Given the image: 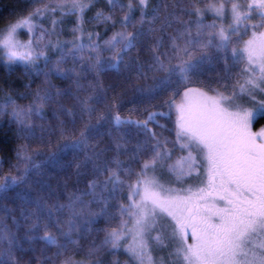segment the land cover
Returning a JSON list of instances; mask_svg holds the SVG:
<instances>
[{"label":"snow or ice","instance_id":"obj_1","mask_svg":"<svg viewBox=\"0 0 264 264\" xmlns=\"http://www.w3.org/2000/svg\"><path fill=\"white\" fill-rule=\"evenodd\" d=\"M98 2L55 0L34 8L0 33V49H7L8 61L22 64L36 77H44L45 86L35 90L27 108L16 105L12 109L11 115L19 126L18 135L50 144L43 135L37 136L36 125L30 118H43L44 106L57 104L53 116L58 126L49 132H58L59 141L47 160L56 163L59 154L71 151L74 160L69 166L74 164L76 175H82L81 169L89 167L93 174L85 191L71 194L66 203L57 201L49 205L44 196H33L30 187L15 191L31 183L38 192L50 187L43 179H32L33 173L36 177L43 175L39 171L41 165L35 161V157L44 155L42 149L24 146L18 150L17 164L13 165L17 174L0 179V200L7 199V194L13 191V200L19 201L18 218L12 215L13 209L0 204V210L8 214L0 217V264H18L16 253L35 252L31 245L36 242L45 245L44 251L56 247V256H64L78 244L74 234L91 231L90 226L98 217L115 219L108 213V207L124 189L128 203L119 205L122 217L119 225L101 230L105 236L99 245L93 244L88 250L89 258L104 250L114 254L121 242L131 236L126 251L139 264H155L149 254L151 245L165 247V241L175 242L176 247L169 255L180 264H264V128L252 131V125L264 119V30H259L264 29V0H247L246 4L240 0H158L151 13L150 0H137L140 16L135 23L132 0L126 6L122 0H106L108 13L97 10L91 20L115 27L114 12L127 7V14L118 21L124 30L103 41L99 33H88L85 42L86 12ZM57 12L60 18L52 19L51 30L39 23L41 18ZM208 13L213 16L212 23L204 22ZM253 14L256 21L246 23ZM65 16H76L72 31L80 33L71 42V48L67 42L53 43L47 39L55 34ZM226 19H230L227 25ZM145 24L147 28L143 27ZM173 25L178 27L169 34L167 29ZM129 26L135 30L126 31ZM249 29L253 31L243 40ZM20 30H26L32 38L26 43L19 42L16 35ZM146 38L154 42L146 44ZM145 47L151 53L150 60L141 62L139 57H131L125 62L129 53ZM49 50L56 54L54 61ZM105 52L110 55L105 57ZM69 60L72 66L64 67ZM121 65L134 71L137 81L151 83L138 84L125 77L123 82L114 81L106 87L101 74L115 69L123 75ZM234 68L239 70L233 72ZM52 75L69 80L75 92L72 87L51 91ZM88 75L93 79L82 83ZM192 83L203 87H189ZM129 88L134 90L132 97L126 96ZM205 88L215 95H208ZM81 92L88 94L81 96L78 94ZM177 96L181 97L179 104ZM61 97L71 98L73 107H65ZM125 104L133 105L129 112L143 119L121 116L119 109ZM9 105H15L10 95L0 104V113ZM173 111L177 113L175 129H169L159 118L170 120ZM61 113L70 120H61ZM151 124L161 132L154 131L149 127ZM105 126L108 130L101 131ZM40 127L43 131V126ZM125 129L134 132L135 137ZM165 131H174V138L164 136ZM141 135L142 140L138 138ZM105 136L110 146L99 148ZM109 152L113 153L111 157ZM176 152L186 155L173 161ZM81 154L83 159L76 161L75 157ZM122 154H127L124 159ZM144 156L148 159H142ZM134 165H139V170ZM202 167L206 186L195 191L191 187H166L155 175L158 169H166L180 182L194 173L199 175ZM6 220L12 221L11 227ZM52 226L59 237L49 231ZM189 233L192 243H188ZM61 238L64 243H60ZM256 238H260L258 243ZM25 243L30 247L26 249ZM61 264L83 262L64 256ZM92 264L103 261L96 259Z\"/></svg>","mask_w":264,"mask_h":264},{"label":"trees","instance_id":"obj_2","mask_svg":"<svg viewBox=\"0 0 264 264\" xmlns=\"http://www.w3.org/2000/svg\"><path fill=\"white\" fill-rule=\"evenodd\" d=\"M55 0H42V2L33 3L31 0H0V33H3L7 27L13 23H15L21 17L27 16L34 8L37 7H44L45 4L54 3ZM122 3L126 6L129 3V0H122ZM158 3V0H150L148 5V11L151 13V10L154 5ZM133 7L136 9L133 13V22H137L139 20L140 12L137 0H132ZM203 6V5H201ZM97 10H103L105 13L109 11V5L107 4L106 0H99V2L92 7L90 10L86 12V23L84 25V35L83 40L87 42L88 33H99V38L103 40L109 39L115 32L124 30L122 29L121 25L118 23L120 19H122L127 14V7L123 11L117 9L114 12L113 19L117 21L115 27L111 24L105 23H96L91 18L95 15ZM163 15V11H161ZM59 19L60 13H55L54 16H47L45 18H41L39 23L45 29H52V19ZM212 18L210 13L206 14L205 23H210L208 20ZM187 19V17H185ZM76 21V16H65L63 17V23L56 27L55 34L50 35L47 39H50L53 43H56L58 40L61 42H67V47H72V41L76 39L77 36L80 35L79 32L74 33L72 31ZM227 25V23H225ZM157 26H159V21H157ZM137 27L140 25L137 23ZM144 28H147L148 25H143ZM178 27L177 25H173L172 28L167 29L169 34H173L174 29ZM135 29L129 26L126 31L132 32ZM26 30L18 31L17 35L24 39L27 36ZM154 35L158 36L160 33H155ZM93 39H96L94 36ZM153 39L146 38L145 43L151 44L153 43ZM48 54L52 56L53 61L56 59V54L52 51H48ZM86 55V53L84 54ZM105 57L109 56L110 53L105 52L103 53ZM131 57H139L141 62H147L150 60L151 53L147 50V48H141L139 50H133L129 53L128 56L125 57V62H128ZM40 66L43 67V62H40ZM72 66L71 60L68 61L64 67ZM242 67V64L240 65ZM238 68H234L233 72L238 71ZM120 72L123 75L117 73L115 69H107L105 73L101 74V80L104 85L111 84L114 81L123 82L125 77H130L132 82L138 84H146L151 83V81H137L135 79L136 73L134 71H130L126 69L124 65H121ZM52 84L54 88L51 91L55 92L57 89L63 90L69 87H72L73 91L75 92L74 85L71 84L69 80H66L62 77H58L56 75H52L51 77ZM93 76L88 75L86 78L82 79V83L87 84L89 80H92ZM44 77L41 75L36 77L34 74L29 73L25 70L24 66L19 63H10L7 58V53L4 52L3 49H0V104H4L6 102V97L11 96L12 99L15 101V105H9L6 110L0 113V179H2L5 175L12 174L16 175V169L13 165L17 164L16 153L18 150L27 146L30 150L31 149H42L44 155L35 157V161L37 164H40L41 167L39 171L43 173L41 177H36L35 173L32 174V179H43L46 181L47 185L50 187L44 188L42 191H37V186L34 183L30 185H21L20 188L16 189L15 191H20L24 188H31V194L33 196L41 195L45 197V200L49 205L60 202L66 203L68 197L73 194H80L86 190L88 181L93 179V174L90 170L81 169L83 173L80 176L76 175V169L74 164L69 166L70 163L73 162L74 156L72 152L69 153H61L58 156V162L53 163L47 160V155L50 151H56V147L59 141V133L55 132V134H51L49 129L55 130L58 126V121L54 118L53 112L57 110L58 105L53 103L44 106L43 110V118H39L37 116H32L30 118V122L36 125L35 132L37 136L40 135L44 136L45 141L50 140L51 143L40 144L38 140H26L21 138L19 133V126L14 121L11 113L13 107L16 105L20 106L21 108H27V106L31 103L33 99V95L35 90L38 87H44L43 84ZM30 85V86H29ZM189 87H198L202 88L203 86L199 83H192L188 85ZM208 90V89H204ZM183 89H181V92ZM81 96L87 95V92L78 93ZM111 95V93H110ZM134 95V90L129 88L126 93L127 97H132ZM167 95V94H166ZM179 96L176 97V101ZM61 103L65 105L67 108H72L74 101L69 97H61L59 98ZM101 109L103 105L99 106ZM133 107L131 104H125L123 108L119 109L121 116L128 117L132 116L134 119H143V116H139L136 113H130L129 108ZM142 107V105H141ZM60 119L64 121L70 120L65 114H60ZM40 126H43V131ZM77 126H80L79 120L77 121ZM152 127V126H151ZM107 126H105L101 131H107ZM126 131H130L132 136L135 137V133L132 132L130 129H125ZM115 135V133H114ZM139 139H143V135L138 137ZM93 144H97L96 140L92 141ZM132 143H135V138H133ZM106 146H110V140L108 137H103L99 144V148H104ZM180 153V152H179ZM181 154V153H180ZM109 157L113 155L112 152L108 153ZM127 154H122L121 159H124ZM147 157V156H144ZM142 157V159L144 158ZM148 158V157H147ZM83 154L78 157H75L76 161L82 160ZM136 170H139V165H134ZM105 176L107 173L104 174ZM103 179V177H100ZM8 198L4 200H0V204L7 206L9 209H13L12 215L15 217H19V210L18 205L19 201H14L13 197L15 192L10 191L8 194ZM85 199H90V197H85ZM114 199L110 201L108 207V213L115 216V219L108 220L105 217H98L95 223L90 226L92 228L91 231L87 233H77L74 239L78 241V244L73 246L70 250V255L75 261H82L83 264H92L93 260L99 259L103 261V264H113V261H119V264H131L132 262V255L124 249V242H121V247L118 251L114 254L110 253L107 250L102 251L97 256L89 258L87 255L88 250L93 246V244L99 245L101 243L102 233L110 228L117 227L120 223L122 217L119 214L118 208L120 204H126V193L123 191L117 198H115V202L118 204V208L114 210ZM93 209L96 210V206L93 205ZM67 211V210H65ZM8 214L0 210V217L7 216ZM66 219V217H64ZM5 223L11 227L12 221L6 220ZM110 225V226H109ZM51 233H57V230L54 226L50 227ZM23 231H21V235ZM40 235H43V230L40 232ZM101 239V240H100ZM100 240V241H99ZM99 243H98V242ZM60 243H64L63 239H60ZM98 243V244H97ZM152 246V245H151ZM157 246V244L153 245L152 247ZM24 247L27 249L30 247L29 244L25 243ZM32 248H35V252L26 251L23 253H16V257L18 258V264H54V256L52 247L47 248L46 251L43 249L45 245L42 242H36L31 245ZM169 253L171 251L163 250L161 252L162 257L170 256ZM48 256L51 257L49 260H44L43 257ZM22 257V258H21ZM36 257L37 259H33ZM173 257V256H172ZM171 260V259H170ZM176 262L175 259H173Z\"/></svg>","mask_w":264,"mask_h":264},{"label":"rangeland","instance_id":"obj_3","mask_svg":"<svg viewBox=\"0 0 264 264\" xmlns=\"http://www.w3.org/2000/svg\"><path fill=\"white\" fill-rule=\"evenodd\" d=\"M240 2L246 4L247 3V0H240ZM228 6H230V5H226V7H228ZM256 19H257V17L255 16V14H253L252 18L249 21H247L246 23H254L256 21ZM208 22H210V23L213 22V16H212V18H210L208 20ZM224 23H227V24L230 23V19H226ZM259 30H264V29H259ZM251 31H253V29H249L248 30V34L244 35L242 39L243 40H247L249 38L250 34H251ZM30 38H32V37H31V34H29V33H27V36L24 39H21L20 36L16 35V39L19 42H21V43H26ZM240 46L242 47V44ZM3 50H4V52L7 53V49H3ZM242 67H243V64H242ZM193 88H198V87H193ZM204 91L208 92V95H210V96L211 95H215V93L210 92L208 90H204ZM176 102H177V104H179L181 102V97L180 96L178 97V99H177ZM176 118H177V113L175 111H173L170 120L167 119V118H159V119H160V123L161 124L167 125V127L169 129H175V120H176ZM149 127L153 128V130L156 131L157 133H160L161 132V129H159L158 127H156V125H154V124L149 125ZM261 128H264V123H262V125L260 127H258L256 130L255 129H252V131L253 132H258ZM163 135L164 136H167V137H170V138H174V131H172V132L165 131V132H163ZM169 147H171V145H169ZM182 154L183 155H186V153H181L180 154L179 152H176L175 156L173 157V161L175 159H177ZM143 159H148V158L147 157H144ZM155 175L159 179L160 183L164 184L166 187H172V188H177V189H181V188L187 189V188L191 187L193 189V191H195L199 187L206 186V179H207V177H206V174H205V169L203 167L200 168L199 175H197L196 173H194L191 178H185L183 181H180V182H178L176 180L175 176L170 175L166 171V169L165 170L158 169L157 172L155 173ZM131 179L134 180L135 177H132ZM123 191L127 195V189H124ZM113 202H114V205H115V207H114V210H115V209L118 208V204L115 202V199H114ZM127 203H128V200H127L126 204ZM118 211H119V208H118ZM123 219H127V217H123ZM111 226H113V225H111ZM110 227L108 229H106V230H110L111 229ZM49 231H50V229H49ZM76 234H74L73 238L76 236ZM155 234L156 233H153L152 235H155ZM54 235H57L59 237V233L58 232L57 233H54ZM104 236H105V231L102 233L101 239H103ZM259 239L260 238H256V242L257 243L259 242ZM123 242H124V249L126 250L127 249V246L129 244H131V242H132L131 236H128L126 239L123 240ZM192 242L193 241L191 240V235L189 233L188 243H192ZM153 245H155V244H152V246ZM165 245H166L165 247H161L159 245H157L155 247H152L151 246V251H150L149 254L153 257V259L155 261V264H161V262H163V264H180V262L175 257H172V256L162 257L161 256V252L164 249L172 252L175 249V247H176L175 242H171L170 243L168 241H165ZM52 250H53L52 253H53L54 262H55L54 264H61L62 260L64 259V256H71L69 253H70V250L72 251V249H70L67 253L64 254V256H61V257L58 258L56 256V252L58 251V249L56 247H52ZM131 257H132V262H130L131 264H139V262H138V260H137V258L135 256L132 255ZM173 259H175L176 262H174Z\"/></svg>","mask_w":264,"mask_h":264},{"label":"flooded vegetation","instance_id":"obj_4","mask_svg":"<svg viewBox=\"0 0 264 264\" xmlns=\"http://www.w3.org/2000/svg\"><path fill=\"white\" fill-rule=\"evenodd\" d=\"M262 123H264V119H260L258 121H256L253 125H252V129H257L258 127H260L262 125Z\"/></svg>","mask_w":264,"mask_h":264}]
</instances>
